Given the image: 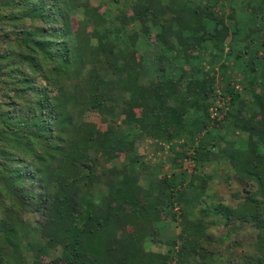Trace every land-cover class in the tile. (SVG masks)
Instances as JSON below:
<instances>
[{
  "label": "trees",
  "instance_id": "trees-1",
  "mask_svg": "<svg viewBox=\"0 0 264 264\" xmlns=\"http://www.w3.org/2000/svg\"><path fill=\"white\" fill-rule=\"evenodd\" d=\"M92 1L0 0V264H219L205 232L216 226L240 228L255 251L239 264H264V44L255 50L259 31L236 28L264 0H239L249 14L235 0H101L115 17ZM234 34L236 60L246 40L245 75L257 79L246 82L250 99L227 86L226 112L214 118L202 55ZM145 44L160 52L146 64ZM185 136L193 171L141 186L137 165L151 174L138 155L127 159L136 143ZM225 168L233 191L223 200L215 171ZM92 189L103 191L100 203ZM175 204L179 215L167 216ZM26 215L36 217L30 226ZM163 217L179 219L177 236L160 237Z\"/></svg>",
  "mask_w": 264,
  "mask_h": 264
},
{
  "label": "rangeland",
  "instance_id": "rangeland-1",
  "mask_svg": "<svg viewBox=\"0 0 264 264\" xmlns=\"http://www.w3.org/2000/svg\"><path fill=\"white\" fill-rule=\"evenodd\" d=\"M91 4L99 5L101 10L107 9L108 12L106 13L108 14L111 13L112 17H115L117 14V11L115 9L116 6L113 4H111L108 7H105L107 5H103V2L101 0L100 1L93 0ZM234 7L243 10V12L246 13L248 12V14L251 9V7L247 6L246 4H243V2L239 0L238 1L235 0ZM262 13H264V11ZM262 13L256 14V16L253 17L254 19L251 17H249L248 21H245L246 19H244L245 23L242 20L241 22H243V24L237 23V27H236L240 29L251 27L250 31H253L252 29H256L259 31V34L255 38L256 43L253 45L255 50H257L256 48L262 45V43L264 44V15H262ZM225 14H227L225 18L228 19L229 17L228 14L230 15V9H227L225 11ZM233 16H235L237 20L240 19L239 14H237L236 12L234 13ZM112 17L109 16V18ZM243 30H241L240 33H242ZM246 30L248 29L246 28ZM84 33L89 34L90 31L86 30ZM247 33L248 31H245L244 34L241 35V38H243ZM236 34H234L232 38L228 39L226 44L220 47L221 48L220 52L218 49H215L214 51L204 52L202 55L201 66L203 67V70L207 73L209 72L211 77H213L214 79L215 94L212 101L213 105L209 110L211 116L214 118H216V116L219 114H221L219 116H222L224 115V112H226L227 109L226 106L228 104V101H230V97H231L230 95L224 93V91L227 89V86L230 88V90L232 88L234 93H240L241 95H244L243 97L250 99L252 91L247 90L248 88L247 86H245L247 84L246 82L247 80L249 82V78L257 79V76L255 74L251 75L249 78H247V76L245 75V71L247 70V63L249 60L248 59L249 55L245 53L249 47V44L247 45L246 40L243 39L239 40L240 43L239 45L242 46V50L240 51L241 57L238 61L235 58V56L238 55L236 40L235 41L233 40ZM230 40L231 42L234 41V43L231 44L229 42ZM140 52L143 54V57L145 59L144 60L145 64L148 63L151 59L154 58L156 59L158 54L160 53L157 50L156 45L150 46V44L143 45ZM215 56H217L218 58L214 59ZM258 71L261 70L259 69ZM244 87H246V89H244ZM115 95H119V93L114 94V96ZM123 97H127V95H123ZM110 108L113 110H112V114L107 115L106 122L108 124L111 123L113 120H116V118H118L120 114V110L123 109L124 106L122 105L121 102H118L117 105L111 103ZM216 108L218 109V111H216ZM184 122L185 124L183 127L185 130L189 131L190 129H193L189 121H184ZM212 122L213 121H210L207 124L210 125ZM117 129L118 131H120V133H123L124 136L127 135L128 133L127 138L122 137L124 140L130 139L129 135L131 133V128L118 124ZM204 135H205V131H203L198 136H195L193 138L194 144L192 146L196 147V141L199 138L203 137ZM244 137H246V135H244ZM188 141L189 138H187L186 136L184 138L172 137L169 143H163L162 141L160 142L158 140L155 141L152 140L151 138H144L138 141L135 146V151L133 153H129V155H127V159L130 160L134 155H138L139 157L142 158V161L144 162V168H149L150 171L146 173L151 174V176L146 177L145 173L142 170V166L140 164L137 165L138 168L137 170L141 174V176L139 177L140 185L146 188L149 181L151 180L153 187H155L159 182V180L163 178L171 179L172 183L174 184V181L176 180L177 183V179L181 175H183V173L192 172L195 167L194 161L189 160L188 158L185 159L180 154V152H182V148L180 147V145L187 144ZM187 146L189 147L190 144L188 143ZM158 147H162L163 150H158L157 149ZM189 148L192 149L191 147ZM189 152L190 153L187 152L186 154L191 155L192 151ZM91 157L95 158V155L92 154ZM128 160L125 162H120L118 159H113L110 165L111 166L127 165ZM222 165L226 166V163L223 162ZM225 169L226 170L222 172L223 174L220 171L218 172L215 171V175H218V177H216L215 179L221 180L219 186H220V195L223 197V200H224V195L227 196L231 195L232 193L231 191H233V188H230L224 182V178L228 174L227 168ZM102 193H103L102 190L99 191L98 189H92V191L89 192L88 195L92 196V198L97 203H100ZM208 193H211L210 190H208ZM192 195L193 194H191V196ZM183 197L184 199L186 197H190V192L189 194H186ZM229 199L226 198V200ZM180 209H182V205L179 206L175 204L173 209L171 207L168 208L166 215L169 217H171L172 215L178 216L180 213ZM25 218L27 222L26 224L30 226L32 220L35 221L36 217L32 215H26ZM180 227L181 225L179 219L178 221H174L171 220L170 218L163 217L162 223L158 228L161 231L160 237L163 240H165V238L171 235H172L171 237L177 236L178 233L180 232ZM205 232L213 235L214 241L209 246V248L213 251L214 254H216V256L219 257L222 256L220 262L221 260L224 259L230 260V258H232L233 259L232 264H239L240 261L242 262L241 258L243 256H250L255 253L253 248L250 247L249 244H247L249 242L243 240L242 230L240 228L235 227V228L226 229L225 227L216 226V227H211L209 230ZM204 244L205 243H203V245ZM146 247H148V249L155 250L154 245L150 244L149 246L147 245ZM59 255H60L59 251H50L48 255L49 257L47 258L51 260L57 258ZM222 263L224 264V262Z\"/></svg>",
  "mask_w": 264,
  "mask_h": 264
},
{
  "label": "crops",
  "instance_id": "crops-1",
  "mask_svg": "<svg viewBox=\"0 0 264 264\" xmlns=\"http://www.w3.org/2000/svg\"><path fill=\"white\" fill-rule=\"evenodd\" d=\"M122 135H124L123 133H121ZM179 154V153H178ZM180 154H182L181 152H180ZM216 177H217V175H215ZM216 180V179H215ZM219 181H221V180H219Z\"/></svg>",
  "mask_w": 264,
  "mask_h": 264
}]
</instances>
